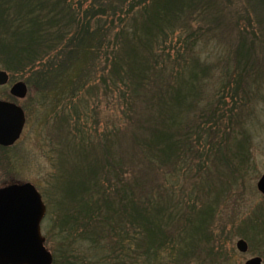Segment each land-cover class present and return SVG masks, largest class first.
I'll list each match as a JSON object with an SVG mask.
<instances>
[{
	"label": "trees",
	"instance_id": "trees-1",
	"mask_svg": "<svg viewBox=\"0 0 264 264\" xmlns=\"http://www.w3.org/2000/svg\"><path fill=\"white\" fill-rule=\"evenodd\" d=\"M221 1L226 5L231 2L152 0V4L142 10L137 19L116 10L111 17L101 15V26L95 16L90 23L88 19L79 23L76 19L78 15L71 7L74 5L73 0L0 1V15L4 22H0L3 24V27L0 25V53L5 55L8 51V60L23 64L30 74L28 85L36 84L39 89L52 95L53 105L57 109L65 98L69 102L71 98L78 100L85 110L80 113L76 109V130L81 125L87 129L88 122L84 119L87 118V115L84 117L86 108H91L92 112L96 110L91 101L79 96L93 85L101 88L99 100L106 103L105 111L110 113L116 110L121 114L116 123L108 116L101 119V135L96 132L92 140L82 131L81 139L75 141V146L72 145L74 158L82 162L78 168L80 172L72 168L77 176L69 180V184L80 185L83 189L77 191L78 195L69 193V184L64 190L60 189L59 199L54 206L57 208L54 216H58L56 220H59V226L46 228L47 238L52 232L61 240L60 250L54 253V264H60L65 254H70L69 258L78 261L76 252L81 244L88 246L87 252L98 264H137L135 258L138 261L142 259L141 264H154L159 260L160 252L178 249L176 242L172 243L166 235L163 222L172 224L177 221L176 224L182 227L175 240L185 242L181 248L182 254L175 256V264L186 262V255L195 256L202 240L211 246L214 236L209 230V223L213 216L209 215V222L204 217L202 219L189 201L180 204L182 214L179 215L168 204H161L156 197H145L148 195L136 187L139 182L136 180L135 169L143 166L142 155L145 157L146 153L156 154L155 157L164 166L186 157L185 149L191 147L189 132L185 131L189 129H196L199 140L207 137L212 151L210 141L217 130L218 110L208 114L212 119L210 126L202 123L197 114L207 116L204 112L210 109L207 106L200 108L198 103L202 93H206L203 89L205 82L202 80L210 77L213 69L208 64L203 65L200 58L195 56V47L201 37L200 29L187 32L184 25L189 15L196 17L193 13L198 11L197 2H207L200 15L203 13L205 16L209 9L211 14L217 10V16L209 18V22L212 29L223 30L219 34L225 36L229 15L225 16L227 11ZM232 1L238 4L242 13L236 25L241 36L237 40L233 63L220 76L221 86L216 94L223 97L227 93L234 100L232 94H240L250 77H258L260 80L257 69L262 63L258 55L263 49L260 44L261 33L247 30L249 26L253 29L258 26L263 30L264 0ZM116 15L121 17L118 19L121 23L118 27L114 25ZM103 16L109 20L107 25L112 26L111 34L115 30L120 31L115 39L116 47H112L113 41L107 37L108 29L102 21ZM129 18H132V28H122ZM178 25H182V30L186 31L185 38L189 41L173 36ZM5 26L7 30L2 31ZM75 26L81 28L76 37L73 35ZM8 33L11 36L9 41ZM174 42L176 46L167 51L165 46H171ZM99 51L101 57L97 55ZM130 54H133L132 58ZM88 63H92L93 68ZM94 63L101 70H95ZM4 68L12 72L8 66ZM137 124L146 127L150 138L146 143L142 138L131 143L130 147H133L143 142L138 147L141 154L124 158L115 152V148L121 147L122 136L136 134L133 130ZM223 137H226L225 134ZM243 142H246V137H243V141L233 138V146L219 147L217 157L224 159V162L227 160L225 166L233 165L229 155L241 156L238 160L244 161L246 155ZM97 149L99 152L94 154ZM138 162L142 164L137 165ZM133 172L134 180L131 179ZM65 182H68L67 178L60 185ZM164 193L161 196L164 198L169 194L172 202V194ZM54 208L49 210L47 216L51 224ZM257 214L260 216L257 217ZM263 215L264 209L257 210L248 224L250 230H259H255V227L261 226ZM65 244L68 248H63Z\"/></svg>",
	"mask_w": 264,
	"mask_h": 264
},
{
	"label": "rangeland",
	"instance_id": "rangeland-1",
	"mask_svg": "<svg viewBox=\"0 0 264 264\" xmlns=\"http://www.w3.org/2000/svg\"><path fill=\"white\" fill-rule=\"evenodd\" d=\"M73 1L74 5L71 7L74 8L75 13L78 15L76 19L79 20V23L87 19V22L90 23L93 16H95L96 20H99L100 26L101 15H109L111 17L114 11L120 10L126 16H134L133 19H137V15L152 4V0ZM197 3L199 6L198 11L193 13L196 17L189 15L185 18L188 20L185 21L186 24L184 26L187 32L200 29L199 35L201 34V37L195 47V56L200 58L203 65L208 64L213 69L212 75L202 80L205 82L203 89L206 93H202L203 96L200 97L201 99L198 103L200 108L207 106L210 109L204 112L207 116H202L200 113L197 114L202 123L210 126L212 119L209 118L208 114L218 110V125H215L217 130L210 141L213 149L212 151L209 149L210 145H208L207 137L199 140L196 135V129L185 130L189 132V140H191L189 143L191 147L185 149L187 156L178 161V164L172 163L164 166L160 159L155 157L156 154L149 155V153H146L145 157L142 155L143 166L135 169L136 180L139 182L136 187L144 195H148L145 197H156L161 204H168V206L173 208L174 213L179 215L182 214L179 207L180 204L189 201L190 205L195 208L194 211L201 218L204 217L209 222L210 216H213L209 223V230L214 236L211 246L202 240L203 242L197 249L198 253L195 256L186 255V262L183 264H245L247 260L255 257L261 258L264 264V215L261 226L255 227V230L259 229L257 232L250 230L248 225L257 210L264 209V196L257 189V183L264 174V65L261 68L262 63H264V28L261 31L254 24V29L249 26L247 30L252 33H261L260 44L263 45V49L258 52V55L262 63H260V68L257 69L260 74V80H258V77H250L245 87L243 85L240 94H232L234 100L227 93L221 97L216 94L221 86L220 76L233 63L237 40L241 36L237 31L236 25L242 18V13L238 4L235 5L232 0L228 5L221 1L225 6V11H227V14L224 13L225 16L229 15V20H226L228 22V30L225 36H221L219 33L224 31L218 30V28L212 29V25L209 22V18L214 19L217 16V10L211 14V9H209V11L206 10L205 16L203 13L200 15L207 2H204V4ZM132 7H134V10ZM115 17L117 19L114 25L118 27L121 24L118 19L121 17L120 15ZM10 18L11 14L9 13L8 20ZM102 18L108 29L107 37L110 41H113L111 42L112 47H116L115 39L120 31L117 32L115 30L111 34L112 26L107 25L109 20L105 19L104 16ZM233 20H235V23ZM0 22L4 24L1 15ZM3 24L1 27H3ZM126 26L129 28L133 26L132 18L127 19L122 28L125 29ZM3 29L7 30V27L2 28V31ZM80 29L75 26L74 37H76L78 31L80 34ZM185 33L186 31L182 30V25H178L174 29L173 36L175 38L180 36L182 41L185 39V41H189V39L185 38ZM7 39L8 41L11 39L9 33ZM247 40H251L248 35ZM175 43L171 46L169 44L165 46L167 47L166 50L174 48ZM1 55L0 70L9 72L4 66H8L12 70V72H9L11 77L10 85L23 81L27 84L29 90L25 99L17 100L9 93L10 85L0 88V100L13 102L21 106L25 110L27 118L20 140L11 148H0V188L13 183H31L43 195L48 210H50L54 208L56 200L59 199L60 189L64 190L65 187H68L69 180L76 178L77 173L75 174L72 168L75 167L76 171L80 172L78 168L82 161L74 158L75 153L72 145L75 146V141L81 139V132L84 131L86 136L93 140L96 132L101 135V119L104 120L108 116L113 120V123H116L120 120L119 116L121 114L116 110H112L110 113L105 111L106 103H101V100H99L101 99V88L93 85L91 89L83 90L79 96H83L86 101H91L96 110L92 112L91 108H86L84 117L87 115V118L84 119H87L88 122L87 129H85L84 125H81L76 130L75 125L78 120L76 109H79L80 113L85 110L78 103V100L74 101L71 98V102H69L65 98L57 109L53 105L52 95L39 89L36 84L34 86L28 85L27 80L30 74L23 64L8 60L7 57H10L8 51L5 52V55ZM97 55L101 57V51ZM250 55L253 56L254 54L250 53ZM129 57L132 58L133 54H130ZM88 66L93 68L92 63H88ZM24 69L27 71H24ZM94 69L101 70L95 63ZM99 85L101 86L102 83H99ZM218 97L223 99H218ZM96 102L100 104L97 105ZM133 132L136 133L134 136H122L120 140L121 147L115 148V152L119 155L122 154L124 158L141 154L139 148L143 142L133 147H130L131 143L133 144L134 141H139L141 138L146 143L150 138V135L146 132V127L140 124L139 126L137 124V128ZM224 134L226 137H223ZM243 137H246V142H243L246 155L244 161H239L238 159L242 157H237L236 153H234L236 155L234 157L229 155V161L232 160L233 165L225 166L224 163L227 160L224 162V159L217 157L218 148L222 147V145L225 147L233 146L231 145L233 144V138L243 141ZM98 152L99 150L97 149L93 153L96 154ZM153 161H157L156 164H152ZM141 164V162L137 163V165ZM66 178L68 182L63 183L61 186L60 182ZM131 179H135L134 172L131 175ZM79 189L83 188L80 185L69 184L70 194L78 195L77 191ZM164 192L172 194V202V197L170 198L169 194L164 196L165 199L161 196V194H166ZM55 209L57 210V208H54V214H52V224L47 218L42 226L43 235L46 237V246L53 254L60 250L59 242L61 240L52 232L47 238L46 228L59 226V220H56L58 216L55 218L57 214ZM259 216L257 214V217ZM176 222L174 221L172 224L163 222L162 225L165 227L166 235L170 237L172 243L176 242L178 249L160 252L159 260L156 263L154 262V264H175V256L182 254L181 248L185 240L183 242L175 240L178 232L182 230V227H179ZM197 238H199V235H197ZM241 239L245 240L249 245V251L246 254L240 253L236 247V243ZM83 245L81 244V247L76 252L78 261H73L75 258H69L70 254H65V257L60 258L59 263L98 264L87 252V245ZM65 247L68 248L66 244L63 248ZM207 253L213 257L208 256ZM83 256L87 258L85 259ZM134 261L137 264L143 262L142 259L138 261L137 258Z\"/></svg>",
	"mask_w": 264,
	"mask_h": 264
},
{
	"label": "water",
	"instance_id": "water-1",
	"mask_svg": "<svg viewBox=\"0 0 264 264\" xmlns=\"http://www.w3.org/2000/svg\"><path fill=\"white\" fill-rule=\"evenodd\" d=\"M10 76L0 70V87L6 86ZM12 97L23 100L28 95L24 82L13 84ZM26 124L24 110L15 103L0 101V146L11 147L21 137ZM257 188L264 196V175ZM47 208L41 194L30 183L11 184L0 188V264H53V256L45 247L42 221ZM237 249L247 253L245 240L237 242ZM245 264H263L259 257Z\"/></svg>",
	"mask_w": 264,
	"mask_h": 264
}]
</instances>
